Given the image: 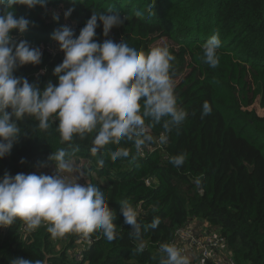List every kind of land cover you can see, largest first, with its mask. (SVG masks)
<instances>
[{
  "label": "trees",
  "instance_id": "trees-1",
  "mask_svg": "<svg viewBox=\"0 0 264 264\" xmlns=\"http://www.w3.org/2000/svg\"><path fill=\"white\" fill-rule=\"evenodd\" d=\"M69 8L74 10L65 18ZM56 11H61L59 22L53 20ZM137 11L142 16L137 17ZM92 12H119L125 20L107 37L98 21L95 39L101 43L123 39L145 51L160 38L177 45L178 51L169 49L174 56L171 77L190 69L176 93L187 119L179 130L167 133L163 121L146 120L148 133L157 140L144 146L142 154H136L131 142L121 141L96 156L90 153L94 134L61 143L58 122L50 120L49 128L41 130L32 117L19 121L23 136L0 158V178L5 173L30 174L43 162L52 164L48 157L63 148L72 160L87 162L88 182L103 191L115 213L116 238L108 241L102 233L89 234L90 245L83 247L82 260L77 261L74 255L82 236L53 239L45 226L28 230L17 221L0 227V264L14 258L42 264H159L160 245L171 244L175 229L192 220L217 228L236 264H264V116L250 109L255 102L264 109V0H48L45 8L15 6L16 16L32 23L23 34L13 31L12 36L39 48L42 60L18 68L14 75L40 88L49 81L56 84L53 69L64 54L47 53L46 47L55 43L51 34L70 23L78 36ZM214 33L219 34L221 48L219 64L211 68L203 61L202 45ZM205 101L212 111L202 117ZM162 134L168 137L166 143L158 140ZM117 147L129 148L130 156L113 162L110 152ZM181 153L186 155L184 164L173 166L169 158ZM124 201L138 211L139 238L124 223ZM155 217L160 223L152 229L148 225ZM140 243L144 250L138 253Z\"/></svg>",
  "mask_w": 264,
  "mask_h": 264
},
{
  "label": "clouds",
  "instance_id": "clouds-1",
  "mask_svg": "<svg viewBox=\"0 0 264 264\" xmlns=\"http://www.w3.org/2000/svg\"><path fill=\"white\" fill-rule=\"evenodd\" d=\"M48 0H0V158L8 154L21 135L18 122L25 117L38 121L41 130H47L50 120L56 123L61 143L71 144L74 137L83 140L90 134V153L96 156L108 145L131 142L136 154L144 146L156 142L147 131L145 121L153 124L163 121L165 133L179 130L188 113L178 107L175 85L171 77L174 56L166 46H155L145 51L129 46L123 39L117 43L95 39L98 21L107 37L114 27L124 23L119 12L95 13L86 21L77 36L67 25L54 30L51 39L64 54L55 66L53 75L57 83L49 81L43 88L17 77L14 72L25 65H38L42 60L39 48L27 40L17 41L12 32L23 34L32 22L16 16L15 6L33 9L45 8ZM75 4V0H70ZM73 8L64 12L68 18ZM136 16H142L140 11ZM59 15L53 20L59 22ZM221 48L219 34L214 33L202 45V58L209 67L219 64ZM207 101L202 104L201 116L211 114ZM167 135H160V143L167 142ZM130 156V149L117 147L110 152L114 162ZM186 155L181 153L169 158L180 167ZM48 161L54 165L52 175L5 173L0 178V227H9L21 221L28 230L45 226L51 238L66 234L88 236L102 233L108 241L116 238L115 213L109 208L103 191L96 185L78 183L85 173L75 168L73 160L63 148L52 152ZM24 163V160H21ZM103 167L104 160L97 161ZM47 165L42 164L41 167ZM124 223L140 237L141 225L138 211L128 201L120 203ZM160 220L155 217L148 227L155 229ZM140 243L136 251L142 252ZM159 264H190L183 250L175 244L160 245ZM10 264H42L40 260L14 258Z\"/></svg>",
  "mask_w": 264,
  "mask_h": 264
},
{
  "label": "built area",
  "instance_id": "built-area-1",
  "mask_svg": "<svg viewBox=\"0 0 264 264\" xmlns=\"http://www.w3.org/2000/svg\"><path fill=\"white\" fill-rule=\"evenodd\" d=\"M46 51L52 56H56L58 52L53 46H47ZM43 74V71H40ZM79 170L85 173V177H81L78 183L85 184L89 176L88 167H81ZM31 173H38L37 169H33ZM194 221H189L187 224L178 227L174 231V236L171 244H175L178 248L183 250V254L189 258L190 264H236L231 252L227 250L225 237L217 232H214L211 227L205 223V225L198 226ZM89 236H82L78 245L79 249L75 253V259L77 261L82 260L81 250L84 246L90 245Z\"/></svg>",
  "mask_w": 264,
  "mask_h": 264
},
{
  "label": "rangeland",
  "instance_id": "rangeland-1",
  "mask_svg": "<svg viewBox=\"0 0 264 264\" xmlns=\"http://www.w3.org/2000/svg\"><path fill=\"white\" fill-rule=\"evenodd\" d=\"M60 12H61V11H56V12H53V14L60 15ZM68 25H69V27H70L71 24L68 23ZM155 46H166L168 49L172 48V49H174L175 51H178V47H177V45H176L174 42H172V41H170V40H168V39H166V38H160V39L156 40V41L150 46V48L155 47ZM53 47H54V49L58 52V54H59V53H62V52L59 50V47H58V45H57L56 42L53 44ZM150 48H149V49H150ZM189 71H190V69H187V70H184L183 73H180V74L177 75V76H172V79H173V81H174V85H175V94L178 92V89H177V88H178V85H179V83L181 82L183 76L186 75ZM250 109H255L256 112H257L259 115L264 116V109L260 108L258 102H255V103L253 104V107H251ZM79 161H80V164H75V165H79L80 167H88V164H87L86 161L81 160V159H79ZM73 162H74V163H77V161H73ZM88 174L90 175L91 173H88ZM87 179H88V181H89V176L87 177ZM194 222L196 223V222H198V221H194ZM210 230H212V231H214V232H217V228H214V227H213V228L211 227ZM57 245H59L60 248H62V247L64 246L63 244H59V243H58ZM226 250L230 253L228 247H226L225 251H226Z\"/></svg>",
  "mask_w": 264,
  "mask_h": 264
},
{
  "label": "crops",
  "instance_id": "crops-1",
  "mask_svg": "<svg viewBox=\"0 0 264 264\" xmlns=\"http://www.w3.org/2000/svg\"><path fill=\"white\" fill-rule=\"evenodd\" d=\"M73 161H77V163H74V162H73L75 168L80 169L81 167H80L79 165H75V164H80L79 159H78V160H73ZM42 164L47 165V166H45V167H41ZM37 170H38V173H39V174H40V173H43V174H47V175H52V174H54L55 168H54V165H53V164H49V163H45V162H43V163H41V164L39 165V168H38ZM193 223L195 224V222H193ZM196 225H198V226H202V225H205V224L202 223V221H198V222H196Z\"/></svg>",
  "mask_w": 264,
  "mask_h": 264
},
{
  "label": "water",
  "instance_id": "water-1",
  "mask_svg": "<svg viewBox=\"0 0 264 264\" xmlns=\"http://www.w3.org/2000/svg\"><path fill=\"white\" fill-rule=\"evenodd\" d=\"M247 168H248L249 172H252L253 171V167L248 166Z\"/></svg>",
  "mask_w": 264,
  "mask_h": 264
}]
</instances>
